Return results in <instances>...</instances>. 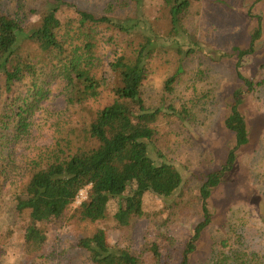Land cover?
Instances as JSON below:
<instances>
[{
  "label": "trees",
  "instance_id": "16d2710c",
  "mask_svg": "<svg viewBox=\"0 0 264 264\" xmlns=\"http://www.w3.org/2000/svg\"><path fill=\"white\" fill-rule=\"evenodd\" d=\"M144 1L136 0L138 10L131 21L111 16L116 8L122 7L120 0H109L104 14L78 11L67 22L59 14L62 0H38L35 5H28L26 0H9L6 10L0 4L1 140L12 134L16 138L28 136L23 139L26 159L19 160L11 151L1 152L0 215L6 181L23 174L27 180L24 190L17 194L16 209L29 256L39 255L48 244L52 229L68 220L112 222L121 229L131 228L137 219L150 216L149 198L170 197L184 183L183 172L159 145V126L167 122L164 135L169 145L180 143L174 123L182 126L194 123L191 120L199 117L202 100H198L195 86L188 89L193 91L188 93L189 102L180 107L146 99L144 85L159 47L156 39L137 23ZM198 1L201 0H164L172 21L166 38L175 46V38L185 28V16ZM253 16L257 27L252 32L251 45L246 49L235 48L239 78L247 87V91L234 93L225 120L235 143L221 169L203 179L199 196L204 218L193 237L186 240L178 264H191L200 234L212 222L213 191L233 170L238 150L250 141L249 124L241 105L245 94L253 92L257 85L262 86L263 80L256 81L240 69L244 56L257 50L255 45L263 32V15ZM101 28L114 30L109 40L100 34ZM112 44L114 54L106 61L105 49L112 48ZM176 49L185 60L196 54L192 43H188L185 54L181 48ZM180 59L177 71L166 79L165 91L175 92V86L184 81L187 69L184 59ZM54 79H59L57 89L65 94L63 114L70 115L79 106L87 110L88 103L106 94L112 100L97 110L91 109L92 117L77 125L54 114L37 119L38 113L32 107L39 105L50 80ZM166 114L174 119L169 120ZM40 119L54 127L50 146L38 144L42 127L35 126L32 133L33 124L28 123L37 125ZM6 143L4 140L3 144ZM87 187L86 198L75 205L79 193ZM175 213L169 212L167 219L158 225L157 239L149 242L154 264L168 261L163 248L171 243L169 231ZM163 228L166 233L161 232ZM9 236L6 234L5 239ZM80 246L91 264H145L142 256L131 248L111 247L101 227L81 237ZM206 264H264V241L246 235L222 238Z\"/></svg>",
  "mask_w": 264,
  "mask_h": 264
},
{
  "label": "rangeland",
  "instance_id": "374dc122",
  "mask_svg": "<svg viewBox=\"0 0 264 264\" xmlns=\"http://www.w3.org/2000/svg\"><path fill=\"white\" fill-rule=\"evenodd\" d=\"M3 0L1 8L7 9ZM20 1V0H15ZM60 17L68 21L78 11H89L104 14L109 0H62ZM122 7L111 14L120 21H131L136 16L138 5L136 0H120ZM38 0H26L28 5H35ZM164 0H145L139 7V28L155 38L159 47L154 58L151 73L145 81L146 99L151 102L162 101L166 105L173 103L177 107L189 102L188 91L195 86L198 100H202L199 117L194 116L192 122L182 126L174 123L178 130L180 143H168L165 125L159 126V145L165 149L168 157L174 161L184 174V183L172 196L164 198L152 196L148 199L149 217L137 219L131 228L121 229L112 222L68 220L54 227L50 240L42 252L29 256L25 251L23 224L18 218L16 209L17 194L22 192L27 178L23 174L11 177L6 181L4 200L0 215V264H91L87 252L80 246V238L93 234L97 228L106 231V242L113 248L129 247L142 256L145 264H154L149 242L157 239L158 225L164 222L170 211L174 221L170 228L171 243L163 248L167 262L162 264H178L186 240L192 238L195 229L203 220L202 199L199 188L205 175L221 169L227 160L228 152L235 143L234 134L226 127L225 120L230 113L234 93L247 91L243 80L239 78L237 63L239 56L235 48L246 49L251 45L252 32L257 27L253 14L263 15L264 0H201L195 2L185 16V28L175 38L176 45L167 40L172 28L170 14ZM252 11V12H251ZM114 30L101 28L100 34L106 40ZM108 35V36H107ZM107 36V37H106ZM188 43L195 46L196 54L186 57L179 54L188 51ZM254 53L244 56L240 71L256 81L263 80V85L245 94L242 112L246 115L250 128L249 144L238 150L233 170L228 173L222 183L214 189L210 199L212 222L201 232L197 248L191 256V264L210 263L213 250L222 238H236L246 235L264 241V24L263 32L255 45ZM112 48L105 49V60L114 54ZM200 54H199V53ZM190 55V54H189ZM180 58L187 69L184 81L175 86V92L165 91V82L179 67ZM59 79L50 80L38 106L33 110L39 119L49 114L60 116L65 122L77 125L82 120L92 117V110H97L112 100L111 95L88 103L87 110L79 106L70 115L63 114L65 94L57 89ZM41 94V95H44ZM204 99V100H203ZM162 104V103H161ZM162 104V106H166ZM197 105V102H194ZM166 117L174 119L172 115ZM168 120V121H169ZM33 124L42 127L38 144L50 146L53 143L54 127L50 128L40 119ZM13 127H15L13 125ZM10 132V131H5ZM31 133V135H32ZM23 135L16 138L13 134L1 140L0 128V160L1 152L11 153L19 160L26 159L23 147ZM7 143L4 145L3 141ZM153 148L157 149L154 145ZM87 196V192L78 197L75 205H79ZM162 233L166 231L162 229ZM166 233V232H165ZM10 234L5 239V235ZM257 249V248H256ZM262 251V250H257ZM263 252V251H262Z\"/></svg>",
  "mask_w": 264,
  "mask_h": 264
},
{
  "label": "built area",
  "instance_id": "2783aa9c",
  "mask_svg": "<svg viewBox=\"0 0 264 264\" xmlns=\"http://www.w3.org/2000/svg\"><path fill=\"white\" fill-rule=\"evenodd\" d=\"M87 189H88V187L87 188H85V189H83L80 193H79V196L78 197H80V195L81 194H83V193H85V192H87Z\"/></svg>",
  "mask_w": 264,
  "mask_h": 264
}]
</instances>
